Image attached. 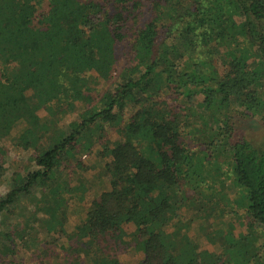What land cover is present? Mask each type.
Returning a JSON list of instances; mask_svg holds the SVG:
<instances>
[{"label": "trees", "instance_id": "obj_1", "mask_svg": "<svg viewBox=\"0 0 264 264\" xmlns=\"http://www.w3.org/2000/svg\"><path fill=\"white\" fill-rule=\"evenodd\" d=\"M11 151L33 166L0 196V264L34 230L64 239L66 264H264V0H0V172ZM95 151L91 198L77 155ZM227 208L244 234L212 231Z\"/></svg>", "mask_w": 264, "mask_h": 264}, {"label": "rangeland", "instance_id": "obj_2", "mask_svg": "<svg viewBox=\"0 0 264 264\" xmlns=\"http://www.w3.org/2000/svg\"><path fill=\"white\" fill-rule=\"evenodd\" d=\"M121 66L116 68V71L112 73V80H110L107 83L100 84L96 89L91 93V98L93 101L91 102V107L96 106L100 100V96L106 92L111 90L114 87V83L119 81L121 76ZM123 76V74H122ZM87 108V107H86ZM85 106L79 107L76 112L73 115H69L65 117L60 123H58V130L61 131L64 135H67L70 132V124L73 122H76V119L78 118L77 115L83 110L86 109ZM252 126L256 127L254 130L253 128H249L248 133L246 134V137H249L252 140H257L259 137L258 134H261V132H255L256 130H259L258 127L259 124L254 123ZM246 128V127H244ZM20 130V126H17L12 133V137L14 138L18 131ZM15 150V148H14ZM17 151H11L5 153V155H2V162H4V165L2 167L3 170L0 172V196L4 195V193L9 189V176L11 172H18V171H26L32 169L33 164L29 162V156L27 154H19L17 156ZM96 151L92 155H77L78 161L82 162L83 169L85 170L81 174V178L85 181V184L90 192V197L94 198L97 197L101 191L104 189V177H103V166H104V160H101L100 158H95L94 156ZM227 170V169H226ZM225 170V171H226ZM69 171V170H67ZM228 172L226 173V175ZM222 181L224 183V186L219 188L218 192L221 190L223 196H226L227 199L231 202L235 201L238 197V190L233 187L232 181L228 177H223ZM218 199V198H217ZM222 205H225V202H222ZM221 205V206H222ZM235 212H231L229 208L226 210V214L224 217H213L210 222L213 223L212 231L218 230L222 232L223 234H227L230 231H233V234L235 236L239 234H244L246 230L247 220L244 214V211L237 210V208H234ZM82 208L80 205L76 204H69L68 206V222L66 224V229L70 230V228L73 227L75 223V219L77 218V215L82 212ZM80 215V214H79ZM184 217L190 221L191 223V232L195 236L197 242L199 244H203V235H204V228H207L204 224L205 220L204 218H197L193 216V212L191 211H183ZM81 216V215H80ZM10 225L18 224V220H14L11 218V221L9 222ZM258 229V228H257ZM210 230V228H209ZM208 230V232H209ZM260 230V228L258 229ZM212 232V233H213ZM30 237L26 238L25 246L23 247L22 244L18 246V254L16 255V262H19L21 264H66L67 261H71V259H63L64 255L62 254L61 249L59 248L61 244L64 242V239L58 240L57 247H51L46 246L47 243L54 240L53 236L44 235L42 231H33L30 232ZM260 234V233H259ZM36 236V237H35ZM264 242V241H263ZM261 242L262 250H261V258L262 261H264V244ZM218 242L215 243V246H213V249L218 246Z\"/></svg>", "mask_w": 264, "mask_h": 264}]
</instances>
